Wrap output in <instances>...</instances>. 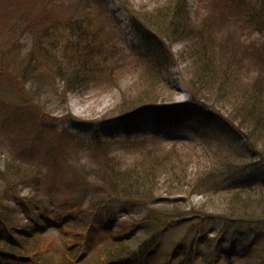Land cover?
<instances>
[{
	"label": "trees",
	"instance_id": "16d2710c",
	"mask_svg": "<svg viewBox=\"0 0 264 264\" xmlns=\"http://www.w3.org/2000/svg\"><path fill=\"white\" fill-rule=\"evenodd\" d=\"M185 1L169 0L152 17H138L122 5L132 25L147 30L152 40L141 54L148 85L135 99L122 98L116 106L114 117L123 139L102 138L99 133L88 136L83 139L88 146L80 145L60 163L52 155L50 165L15 158L0 164V264H81L96 233L108 234L121 213L125 218L120 230L109 233L110 239L87 264H233L234 260L237 264H264V183L255 185L243 179L247 172H264V51H252L254 59L248 64L244 49L233 46L238 39L221 24L232 12L233 28L244 31L248 18L262 29L264 1L210 0L212 24L198 26L191 23ZM4 10L13 13L17 27L24 26L22 34L42 24L34 31L38 33L34 43H23V54L9 60L14 66L22 62V56L24 61L32 58L35 62L22 70L27 78L26 93L14 89L23 99L18 108L33 104L35 93L48 94L53 77L50 69H56L67 89L90 83L91 73H97L95 79L109 81L116 69L120 75L130 70L120 63L123 60L114 62L121 51H115V46H92L87 33L74 32L79 23L64 20L48 0H0V19L8 17L7 13L2 16ZM61 31L74 35L75 42L61 43ZM46 32L54 40L50 42ZM43 39L46 50L40 45ZM9 42L0 38L1 63L12 52ZM175 42L182 43L178 54L170 52V44ZM175 60L189 61L194 67L185 81L189 98L163 105L165 86L158 81H164ZM81 65L82 72L77 69ZM240 70L249 77L238 78ZM7 80L12 81L10 76ZM9 88L1 91L0 102L11 98ZM10 112L5 113L13 115ZM189 116L197 121L190 129L194 136L211 131V148L188 146L182 155L184 150L179 151L178 144L169 149L159 146L161 132L157 129L146 132L129 126L146 118L143 121L154 119L172 128L183 127L184 117ZM58 172L63 183H50ZM25 190L28 193L22 195ZM192 194L203 201L186 208L183 200ZM128 208L137 211V218ZM52 226L60 232L61 243L56 248L54 242L46 244L50 239L42 234ZM133 226L140 230L134 236L128 231ZM170 230H178L180 235L164 244V252L155 258L162 235Z\"/></svg>",
	"mask_w": 264,
	"mask_h": 264
},
{
	"label": "rangeland",
	"instance_id": "374dc122",
	"mask_svg": "<svg viewBox=\"0 0 264 264\" xmlns=\"http://www.w3.org/2000/svg\"><path fill=\"white\" fill-rule=\"evenodd\" d=\"M48 1L55 5V10L58 14L63 16L64 20L71 19L79 23L76 29L74 28V32L77 35L87 33V39L91 41L92 46L99 44H102L100 47L108 45V49L115 46V51H121V56L114 62L118 63L123 60L120 63L128 66L130 70L120 75V70L116 69L112 79L109 81L95 79L93 76H96L97 73L88 74V71L85 74L89 75L88 79L92 77L90 83L86 84L80 82L77 86H68L70 89H67L64 88V83L58 78L59 75L56 73V69L51 67L53 70L50 69V73L53 77L50 75L52 81L50 80V87L47 89L48 94H40L38 96L35 93V98L32 101L33 104H27V106L18 108V105L23 99L16 94L14 89H16L19 94L26 93L27 87L25 83L27 82V78L22 74V70L26 68L27 63L28 68H32L35 62L32 58H30L29 61H24L25 59L23 60L22 56V62L18 61L14 66L10 63L11 57L23 54L25 50V45H23V43H34V39L38 35V33H34V31L38 30L42 24L35 25L27 29L28 32L26 34H22V32H26L24 26L21 25L20 28L17 27L16 23H18V21L13 13H7L8 11L6 10L2 11V16L5 17L7 13L8 17L0 19V38H2L6 44L7 38L9 39L12 44V52H8L7 61L0 62V99L2 98L1 91L6 87H10L8 93L9 97L11 96V98L7 97V100L4 102H0V106H6V109H0V142L2 147L0 149L2 157L0 159V164H2L3 160L6 158L8 160L15 158L17 160L20 159L24 163L31 162L43 165L47 163L50 165L52 155H54V158L59 162V160H63L66 156L69 157L70 154L77 151L80 145L81 147L88 146L87 141L83 140L88 136L94 134L98 135L99 133L102 138L106 136L114 140L123 139L125 137L123 130L120 127V123H118L116 121L117 119L114 117L117 115L115 113L116 106L120 103L122 98L135 99L136 96L143 92L144 86L148 85L149 82L147 81V76L145 77L144 74V60L141 54L148 49L147 45L151 44L152 40H150L151 34L147 30L140 31L132 25L122 5H126L127 8L138 17H152V13L156 8L164 6L169 2V0ZM257 1L264 0H251L252 3H256ZM185 3L188 6L190 21L194 26H198L203 22L212 24L214 11L210 5V0L205 2H203V0H186ZM207 4H209V6H207ZM254 5L257 6V4ZM231 15L232 12L227 16L226 21L224 20L221 24L224 28L228 27V30L225 29L226 33L229 31L238 39V43L235 41L233 46L237 47V49H244L242 55L244 59L247 60V63L250 64L251 62L249 61L254 59V56L251 55L252 51H257V49L258 52L264 51V44L261 45L264 43V20H262L264 18V13H262L263 18L260 17V28L262 29H258V26L250 22L247 18L246 23L242 26L244 31L233 28L236 23L234 20H230ZM241 17H245V14H241ZM144 23L146 24L145 21ZM46 24L47 23L43 21V25L45 26ZM11 26L15 27V29L10 30ZM147 26L151 28L149 24H147ZM45 35L50 42L55 38L54 35L49 32H46ZM58 38L63 44L70 43L73 39L75 42L74 35L72 36L68 32L61 31ZM6 44H4V47ZM40 45H42L45 50L48 47L44 39ZM170 46L171 53L178 54L181 52L182 43L175 42L170 44ZM247 47L252 49H245ZM154 48L155 46L152 49ZM39 49L40 46L37 50ZM258 52L256 58L259 56ZM50 58H52V56ZM90 67L91 66H89L88 69H90ZM77 69L82 72L84 71V66L81 65ZM192 70H194V67L189 61L181 62L175 60V62L169 65L164 81H158L165 86V90L163 89L162 92L163 105H168L169 103H184L188 100L190 91L187 89L185 81H187L188 73ZM27 72H29L28 69ZM85 74L84 76L86 77L87 75ZM236 75L240 79L249 77L247 73L241 70L239 73L236 72ZM9 76L12 80H10L11 83L7 80ZM242 85L246 84L242 83ZM32 86L36 88L34 83ZM7 110L11 111L10 113L13 115H7L5 113ZM194 111L193 109L191 113ZM184 119L186 121L183 123V127L172 128L164 122H156L154 119L144 125L141 122V126L139 127L143 129L149 127L161 132L160 142H158V144L162 149H169L172 144H178L177 148H180L179 151L184 150L183 148H187L188 146L211 148L214 142V140L210 138L212 136L210 134L211 131H205L199 136H194V134L190 132V129L192 123H197L196 118H194V116H189L187 119L184 117ZM129 126L130 129L133 130L137 128V123L132 122ZM218 137H220V135H218ZM182 143L187 146H180ZM111 147V149H114V146ZM82 151L83 148H81V152ZM185 152L186 150H184L182 155H185ZM201 161L203 163L204 158H201ZM245 175L243 179L246 182L251 180L250 182L252 184L255 183V185H259L260 182L264 183V172L261 170L247 172ZM55 176L56 177L51 179L50 183H63L61 172H58ZM59 191L60 190L55 192L59 194ZM21 193L22 195H26L28 192L25 190L23 192L21 191ZM202 201L203 198L201 196L192 194L187 200H183V203L186 208H189L191 205H199ZM127 212L137 218V211L128 208ZM122 215L124 214L121 213V215L115 219V224L112 226L110 232L120 230V221L125 218ZM67 223L69 226L72 225L69 222ZM66 224L63 225L66 226ZM128 231L133 236L140 233V230L135 229L134 226ZM109 233L107 234L104 231H98L96 233L84 255L85 262L81 264H87L92 255L110 239ZM42 234L50 239L45 242L46 244L48 242H54V248H56V244L61 243L60 232L54 226L44 228ZM179 235L180 233L178 230H170L163 234L161 238V247L158 248L155 258H159L160 254L164 252V244L169 243L172 239H177ZM153 262H155V260H153ZM237 262L238 260H234L233 264H237Z\"/></svg>",
	"mask_w": 264,
	"mask_h": 264
}]
</instances>
